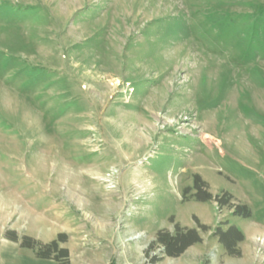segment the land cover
Instances as JSON below:
<instances>
[{
	"label": "rangeland",
	"instance_id": "1",
	"mask_svg": "<svg viewBox=\"0 0 264 264\" xmlns=\"http://www.w3.org/2000/svg\"><path fill=\"white\" fill-rule=\"evenodd\" d=\"M176 224L202 241L150 250ZM63 233L69 264H264V0H0V264Z\"/></svg>",
	"mask_w": 264,
	"mask_h": 264
},
{
	"label": "trees",
	"instance_id": "2",
	"mask_svg": "<svg viewBox=\"0 0 264 264\" xmlns=\"http://www.w3.org/2000/svg\"><path fill=\"white\" fill-rule=\"evenodd\" d=\"M194 197L199 201H208L215 199L220 206L230 205V195H213L208 190V184L202 179L199 174L194 176ZM234 213L236 215L250 217L252 215L251 209L247 205L235 206ZM202 229H207L206 226H199ZM215 234L229 255L240 256L241 250L239 243L244 240L243 232L236 226H229L227 229L218 227ZM8 237L17 241L18 237L13 232ZM66 234H60L58 238L52 240L47 244H40L32 237L25 236L22 238L21 245L30 249H36V255L41 258L57 259L65 257V261L61 264H69V249L60 247V242L66 241ZM202 241V236L198 227H182L180 224L175 225L174 232L161 229L156 233L155 240L150 245V250L154 248H161L163 254L170 257H178L182 255L189 247ZM158 257L152 259L156 262Z\"/></svg>",
	"mask_w": 264,
	"mask_h": 264
}]
</instances>
